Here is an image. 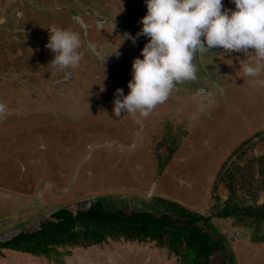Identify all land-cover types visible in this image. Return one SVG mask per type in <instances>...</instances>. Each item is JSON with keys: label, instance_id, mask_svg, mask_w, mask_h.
<instances>
[{"label": "rangeland", "instance_id": "obj_1", "mask_svg": "<svg viewBox=\"0 0 264 264\" xmlns=\"http://www.w3.org/2000/svg\"><path fill=\"white\" fill-rule=\"evenodd\" d=\"M146 13L145 0H0V241L95 200L131 210L180 206L212 217L237 264H264V70L243 78L245 53H197L196 78L177 83L147 117H116V89L129 93L132 62L149 39L137 37ZM51 26L80 33L75 69L49 64ZM235 161L246 189L231 197L214 186ZM56 252L3 250L0 264H186L156 242L124 239Z\"/></svg>", "mask_w": 264, "mask_h": 264}, {"label": "clouds", "instance_id": "obj_2", "mask_svg": "<svg viewBox=\"0 0 264 264\" xmlns=\"http://www.w3.org/2000/svg\"><path fill=\"white\" fill-rule=\"evenodd\" d=\"M147 13L141 19L143 35L148 42L141 56L132 62L129 93L116 89L113 114L121 112L147 117L164 103L177 83L196 78L193 63L197 53L213 48L225 52H243L251 61L240 62L241 77H258L264 70V0H231L235 9H225L222 0H145ZM5 21L0 18V24ZM45 47L54 54L49 63L54 68L75 69L82 61L80 33L51 26ZM133 43L137 37L125 34ZM90 50L106 62L109 55ZM254 51H249V50ZM72 73L65 71V77ZM6 105L0 103V113Z\"/></svg>", "mask_w": 264, "mask_h": 264}, {"label": "trees", "instance_id": "obj_3", "mask_svg": "<svg viewBox=\"0 0 264 264\" xmlns=\"http://www.w3.org/2000/svg\"><path fill=\"white\" fill-rule=\"evenodd\" d=\"M235 153L239 154L238 151ZM230 167L223 177H218L219 183L217 181L214 188L217 191L219 185L224 186L232 197L238 190L237 186L245 190L246 185L238 176L242 163L235 161ZM252 172H255L254 168ZM262 172L264 174V169ZM233 204L237 207L235 202ZM177 207L172 212L159 208L131 210L95 200L75 213L70 207L62 208L52 219L44 220L35 231L24 229L12 238L0 241V254L9 249L37 258H50L64 247L89 248L112 238L128 242H156L180 256L186 264H237L233 254L229 252L227 255V240L215 230L212 217ZM234 212V208L225 209L221 216L229 220L235 216Z\"/></svg>", "mask_w": 264, "mask_h": 264}, {"label": "flooded vegetation", "instance_id": "obj_4", "mask_svg": "<svg viewBox=\"0 0 264 264\" xmlns=\"http://www.w3.org/2000/svg\"><path fill=\"white\" fill-rule=\"evenodd\" d=\"M89 12L91 13V11H90V10H89ZM93 14H94V15H96V14H97V12L93 10ZM95 17H96V16H95ZM98 17H99V19H100V17H101V19H102V17H103V16H98Z\"/></svg>", "mask_w": 264, "mask_h": 264}]
</instances>
